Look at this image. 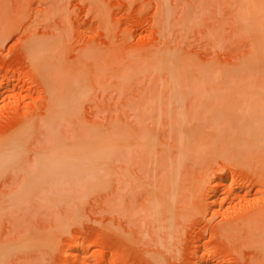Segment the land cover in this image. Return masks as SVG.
<instances>
[{
    "label": "rangeland",
    "instance_id": "obj_1",
    "mask_svg": "<svg viewBox=\"0 0 264 264\" xmlns=\"http://www.w3.org/2000/svg\"><path fill=\"white\" fill-rule=\"evenodd\" d=\"M0 85V264H264V0H0Z\"/></svg>",
    "mask_w": 264,
    "mask_h": 264
},
{
    "label": "bare ground",
    "instance_id": "obj_2",
    "mask_svg": "<svg viewBox=\"0 0 264 264\" xmlns=\"http://www.w3.org/2000/svg\"><path fill=\"white\" fill-rule=\"evenodd\" d=\"M47 45V44H46ZM45 45V46H46ZM50 44H48L47 46H49ZM172 66H173V64H172ZM171 66V67H172ZM177 66V65H176ZM180 68V67H179ZM6 83V82H5ZM58 84V83H57ZM7 85H8V83H7ZM3 86V85H2ZM4 87V86H3ZM0 88H1V85H0ZM7 88H8V86H7ZM6 88V89H7ZM50 88V87H49ZM53 88H55V87H53ZM52 88V89H53ZM4 89H5V87H4ZM56 89V88H55ZM55 89H53V90H55ZM10 90H12V88L10 89ZM10 90H6V91H9L10 92ZM14 90V89H13ZM57 91V90H56ZM52 93H53V91H52ZM2 94H3V92H1V89H0V98L2 97ZM14 95V94H13ZM12 96V95H11ZM55 96V95H54ZM53 96V97H54ZM14 97V96H13ZM53 97H51V98H53ZM6 98V97H5ZM3 99V98H2ZM54 103H52L53 105H55V100L53 99L52 100ZM51 103V102H50ZM51 104V105H52ZM59 104V103H58ZM57 105V104H56ZM48 110H49V112H48ZM48 110H47V112H46V114L44 113V117L45 118H48L50 115H53V112L51 111V109H49L48 108ZM49 115V116H48ZM53 117V116H52ZM52 117L50 116L49 118H51L52 119ZM48 118V119H49ZM33 119V118H32ZM50 119V120H51ZM52 121V120H51ZM24 123V122H23ZM22 123V124H23ZM31 124H33V123H31ZM31 124H30V126H31ZM34 125V124H33ZM30 126L28 127H26V128H28V130L30 129ZM21 127H22V125H21ZM25 128V127H24ZM24 128H21V130L22 129H24ZM32 129V128H31ZM30 129V130H31ZM115 129V128H114ZM26 130V129H25ZM119 130H120V128H119ZM118 130V131H119ZM16 132V131H15ZM17 132H19L20 133V130H18ZM27 132H29V131H27ZM115 132V131H114ZM18 133V134H19ZM101 133V132H100ZM13 134V133H12ZM12 134H9V136L10 135H12ZM21 134V133H20ZM97 134H99V133H97ZM113 133H111V135H112ZM123 134V133H122ZM121 134V132H120V134L118 133L117 134V137L120 135L121 136V138L123 139V138H126V136H124V137H122L123 135ZM113 135H116V134H113ZM125 135H126V133H125ZM8 136V137H9ZM16 136V135H15ZM19 136V138H20V136H22V135H18ZM99 136H101V135H99ZM109 136V135H108ZM11 137V136H10ZM12 137H14V136H12ZM11 137V138H12ZM17 137V136H16ZM115 138H116V136H114ZM3 138H5V136H3ZM6 138H7V135H6ZM5 138V139H6ZM18 138V137H17ZM16 138V139H17ZM109 138H110V136H109ZM120 137H118V139H119ZM120 138V139H121ZM132 139H133V137H131ZM1 139H2V137H1ZM0 139V140H1ZM10 139V138H9ZM16 139H14V141L16 140ZM106 139H108L107 138V136H106ZM105 139V140H106ZM118 140V142L120 141H122V142H124V141H126V139H123V140ZM3 140V139H2ZM0 141V162H5L6 161V159H4L3 160V156H2V154H4V148H5V146H7V148H11L12 146H10V145H14V142L13 141H11V142H9V141H7V142H4V140L3 141ZM11 140V139H10ZM17 141H18V139H17ZM101 142V141H100ZM99 142V143H100ZM17 144V143H16ZM16 146V145H15ZM81 146V145H80ZM79 146V147H80ZM86 146V145H85ZM64 147V146H63ZM66 147V146H65ZM6 148V149H7ZM15 148V147H14ZM67 148H69V147H67ZM67 148H64L65 150H67V152H68V149ZM55 149V148H54ZM54 149H52V150H48V152H51V151H53ZM80 149H83V148H80ZM79 149V150H80ZM58 149H56V151H57ZM61 150L63 151V149H62V147H61ZM60 150V151H61ZM9 151V150H8ZM8 151H6L5 150V152H8ZM70 151V150H69ZM72 151V150H71ZM10 152V151H9ZM8 152V153H9ZM11 152H13V150L11 151ZM48 152H45L44 154L42 153L41 155H42V157H44L43 155H45V157L44 158H39L38 159V157H37V159H35L34 161H35V166H36V169L35 170H33L34 172H33V175H34V178L35 179H41V180H43L42 178H41V176H44L45 175V172H46V169H47V167H48V173L50 174V173H52V171H53V169L55 168V164H57L58 162V159H57V161H56V159H55V156H54V152L51 154L50 153V156H49V153ZM64 152V151H63ZM83 152V151H82ZM7 153V154H8ZM60 153V152H59ZM57 154V156L59 155L60 156V154ZM72 153V152H71ZM74 153V152H73ZM78 153V152H77ZM77 153L75 154V155H77ZM6 154V153H5ZM4 154V155H5ZM6 154V155H7ZM46 154H48L47 156H46ZM4 156V158H10L11 157V154H10V157L7 155V156ZM38 155V154H37ZM40 155V154H39ZM38 155V156H39ZM62 155V154H61ZM65 155H66V157L68 156L66 153H65ZM79 155H80V152H79ZM82 155V154H81ZM71 155H69V157H70ZM73 156H74V154H73ZM40 157V156H39ZM61 157V156H60ZM2 158V159H1ZM57 158V157H56ZM65 158V157H64ZM83 158V157H82ZM85 158V157H84ZM74 159H76V158H74ZM78 159L79 158H77V160L76 161H78ZM92 159L93 158H91L90 159V161H92ZM1 160H3V161H1ZM63 161H61V160H59V162L61 161V165H63V163L62 162H64L66 159H62ZM67 160H68V158H67ZM85 160V159H84ZM76 161L74 162V161H72L71 160V163H76ZM80 161H81V158H80ZM82 161H83V159H82ZM81 161V162H82ZM89 161V160H88ZM32 162V161H31ZM57 162V163H56ZM79 162V161H78ZM77 162V163H78ZM81 162H79V163H81ZM87 162V161H86ZM6 163V162H5ZM69 163V162H68ZM67 163V164H68ZM1 164V163H0ZM66 164V162L64 163V165ZM83 164H85V162L83 163ZM261 170H262V168H261ZM254 171V170H253ZM258 171V170H257ZM257 171H255V172H257ZM259 174L261 173V172H258ZM38 177V178H36V177ZM45 177V176H44ZM34 179V180H35ZM31 182H33V180L31 179ZM30 182V183H31ZM35 182V181H34ZM33 182V183H34ZM38 182V181H37ZM33 183L32 184H29L30 186H32L33 185ZM41 183V182H40ZM202 183H203V181H202ZM37 184V183H36ZM198 184H199V182H198ZM219 189V191H222L223 193H222V195L223 196H220L221 198H218L217 200H216V202H219L220 204H221V206H222V204L223 203H225V201H227L228 202V200H230V201H233V200H236V202L238 201V200H244L243 202V205H240V207H239V211H238V205L236 206L237 207V209L234 211V213H232V214H230V215H228L229 217L228 218H226V219H223L222 220V222H220V224H217V226H215L216 227V234H220V235H226V234H228L229 232H230V230L232 229V227L234 226V225H236L238 222H240V221H243V222H245V221H251V222H254V221H257V220H259V221H264V205H258L256 202H255V200L254 199H247V196H249V194L248 193H245L244 192V194H241L240 193V191H241V189H232V188H225V185H224V183L221 185L220 184V186L218 187ZM30 189V188H29ZM28 188H27V190H29ZM174 189V188H173ZM32 190V189H31ZM175 190H178V189H175ZM174 190V193H173V196L172 197H174V198H172L171 200H172V202L176 199V197H177V195H178V192L177 191H175ZM29 192V191H28ZM28 194V193H27ZM154 194V193H153ZM165 194V193H164ZM163 195V192H157V193H155L154 194V196H153V198L151 199L152 201L148 204V206H147V211H149V213L153 216V221H156L158 224H157V227H161V228H158V230H160V229H162V228H165V226H166V223H167V226L169 227V228H172V226H176L175 224H179L178 226H180V225H182V222H178L177 220H178V216H179V213L177 212V209H176V207H175V209L173 208V206H172V204H171V202H167L166 200H165V198H164V196H162ZM171 195H172V193H171ZM216 195V194H215ZM219 195H221V194H219ZM151 196V197H152ZM251 197V196H250ZM252 198V197H251ZM169 199V198H168ZM154 200V201H153ZM170 200V201H171ZM150 201V200H149ZM216 202H215V204H216ZM238 203H239V201H238ZM241 203V202H240ZM176 210V211H175ZM181 215V214H180ZM180 218H181V216H179ZM155 222V223H156ZM185 225V224H184ZM166 226V227H167ZM173 230H174V228H173ZM175 230H177V228L175 229ZM263 240V239H262ZM262 244V243H261ZM264 245V244H263ZM263 248V247H262ZM263 250H264V248H263Z\"/></svg>",
    "mask_w": 264,
    "mask_h": 264
}]
</instances>
